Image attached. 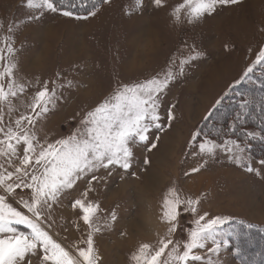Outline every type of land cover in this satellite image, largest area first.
I'll return each instance as SVG.
<instances>
[{"label":"rangeland","instance_id":"1","mask_svg":"<svg viewBox=\"0 0 264 264\" xmlns=\"http://www.w3.org/2000/svg\"><path fill=\"white\" fill-rule=\"evenodd\" d=\"M93 2L83 0L82 4L78 0L77 14H86ZM182 2L164 0L163 6L156 8L152 0H142L140 7L135 0H109L107 4L95 0L96 14L77 20L59 12L28 9L26 0H0V55L4 57L0 71L8 62L14 63L13 79L25 86L23 93L10 98L11 113L8 104H0L4 126L15 128L16 119L31 113L35 93L47 82L49 89L57 90L58 99L34 126L41 143L55 142L77 131L82 117L120 86L153 76L163 79L169 71L174 74L160 96L159 113L164 127L153 128L149 141L156 147L149 151L144 145L134 146L128 172L114 168L109 176L100 170L97 175L104 176V180L91 185L90 176L82 178L53 206L50 234L75 254L77 248L86 247L83 241L88 229L80 219L79 208L71 205L82 198L87 188L93 189L85 203L100 205L97 225L101 230L94 233L93 240L101 264H135L132 256L142 243L151 246L149 251L157 246L167 231L160 217L163 196L170 188L182 198H198L199 215H224L244 222L227 227L235 226L238 231L242 227L255 234L264 227V178L229 162L222 154L214 160L200 157L198 141L191 140L196 132L201 140L234 139L225 135L228 132L222 127L223 121L232 125L235 112V104H227L226 99L241 97L233 90L235 86L252 85L255 77H264V66L257 65L249 79L236 83L264 46V0H241L237 5L221 6L192 24L186 22V9L181 10V23H175L170 15ZM33 14L39 19H31ZM9 42L14 49L11 54L7 52ZM181 60H187L183 67ZM7 82V76L0 80L5 88ZM222 97L223 102L205 120ZM170 106H174V120L169 126ZM245 126L243 119L238 122V127ZM242 131L258 132L253 127ZM258 140L248 141L246 151L257 162L264 158V147L260 149L263 144ZM18 151L22 155V149ZM201 165L199 172H191ZM113 211L117 220L105 226ZM180 211L174 240H183L186 230L193 226L192 214L183 213L182 206ZM245 223L256 227L247 229ZM15 227L28 231L22 225ZM238 236L230 239L229 252L239 248ZM248 242L253 245L247 251L261 246L252 239ZM222 258L224 264H239L238 256L224 253ZM30 259L31 264H39L36 257Z\"/></svg>","mask_w":264,"mask_h":264},{"label":"snow or ice","instance_id":"2","mask_svg":"<svg viewBox=\"0 0 264 264\" xmlns=\"http://www.w3.org/2000/svg\"><path fill=\"white\" fill-rule=\"evenodd\" d=\"M100 2L107 4L109 0ZM240 2L241 0H183L170 15L175 23H181V10L186 9V22L192 24L205 15L214 14L221 6L237 5ZM81 3L83 4V0ZM163 3L164 0H152L156 8L162 7ZM135 4L140 7L142 0H135ZM26 7L38 12H59L65 17L79 20L94 16L97 4L94 0L93 7L84 15L72 10L76 4L65 5L64 0H26ZM31 19H39V16L33 14ZM7 52H14L10 42L7 44ZM2 59L4 57L0 55V60ZM186 63L187 60H181V67ZM257 65L264 66V46L260 47L254 62L236 83L249 79ZM14 67V63L8 62L3 71H0V80L8 77L6 88L0 83V104H8L10 113V98L25 91V86L13 79ZM174 78V74L169 71L163 79L153 76L143 82L120 86L114 94L82 117L77 131L55 142L41 143L34 131L38 119L58 99L57 90L54 87L49 89L47 82L35 93L30 105L31 113L22 114L14 121L15 128L11 125L4 126L3 112L0 109V157L4 158V162L0 163V264H31L30 258L33 256L39 260V264H101L93 240L94 233L101 230L97 225L100 205L85 203V198L93 189L87 188L82 193V198L76 199L71 205L73 209L79 208L82 213L80 219L88 229L87 239L83 241L86 247L77 248L75 254L50 234L53 206L60 202L66 190L73 189L82 178L88 179L90 176L88 183L91 185L93 181L104 180V176L97 175L100 170H104L109 176L114 168L128 172L132 166L134 146L144 145L149 151L156 147L155 142L149 141L153 128L162 130L164 127L159 113L160 96ZM222 102L223 97L216 101L214 107ZM251 103L254 101L244 97L239 104L241 113L247 112ZM172 107L174 106H170L167 112L169 126L174 120ZM212 114L210 110L204 119L208 120ZM237 119L242 120L243 116L238 113ZM241 134L245 137L243 142L234 139L222 142L214 139L201 140L199 132L194 133L191 140L198 141L197 155L200 157L214 160L222 154L229 162L264 178V158L257 162L246 155L248 141H264V118L261 120L260 131ZM18 149H22V155ZM147 163L148 160L145 159V164ZM202 167L203 165L194 167L191 172H199ZM10 168L13 170H9ZM21 188L25 190L22 193L18 191ZM199 202L198 198H182L175 190L168 189L162 199L160 217L167 224V231L159 238L152 251H149L151 246L148 243L139 246L132 256L135 264H224V253L238 256L239 264H257L256 258L261 253H256L249 260L248 254L241 248L228 251L230 239H236L239 232L235 226H227L244 222L224 215L210 218L207 213L199 215ZM181 206L183 213L192 214L193 226L186 230L183 240H174L172 236L177 231ZM116 220L117 215L113 211L105 221V226ZM17 225L24 226L28 231H19L15 227ZM245 227L252 229L256 225L245 223ZM259 231L264 233V227Z\"/></svg>","mask_w":264,"mask_h":264},{"label":"trees","instance_id":"3","mask_svg":"<svg viewBox=\"0 0 264 264\" xmlns=\"http://www.w3.org/2000/svg\"><path fill=\"white\" fill-rule=\"evenodd\" d=\"M59 2V0H57ZM78 0H64L65 5L74 3L76 4V7L72 10L76 13H79V5L77 4ZM63 7V5H61ZM89 8V7H88ZM80 12H86V10H80ZM258 77V76H257ZM255 77L254 82L252 85H245V84H239L238 86H235L233 90L237 92L241 97L240 98H227L226 103L228 104V101L232 104H235L233 111L234 114L232 115V125H229L227 122L222 123V127L226 129L228 132L227 136H230L238 141H244L245 137L241 133H244L242 130L248 127H253L257 129L258 131L261 130V120L264 118V77L257 78ZM247 97L254 101V103H251L248 105L247 112L241 113V110L239 108V104L242 102L243 98ZM258 102V103H257ZM215 107L211 110L212 113L214 111ZM240 113L243 116L244 123L246 124L245 127H238V122L240 119H237V114ZM231 126V127H230ZM251 142V140L249 141ZM256 142H260L263 145L260 146V149L264 147V141L258 140ZM252 152V151H251ZM259 157L260 153L258 152ZM255 155L258 157V155L255 153ZM255 156V157H256ZM264 156V153L263 155ZM239 236L237 238L238 240V247L244 250L249 257V260L253 258V256L256 253H261L260 257H257V264H264V233H261L258 231V234H255L253 231H245L244 228L240 227L239 229ZM246 232V233H245ZM249 239H252L253 242H260L261 246L255 250V251H247V249L251 248L252 242H248Z\"/></svg>","mask_w":264,"mask_h":264}]
</instances>
